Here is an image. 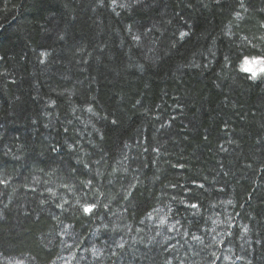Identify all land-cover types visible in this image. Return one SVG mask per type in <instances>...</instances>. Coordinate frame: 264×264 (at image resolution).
Returning <instances> with one entry per match:
<instances>
[{
	"label": "trees",
	"instance_id": "trees-1",
	"mask_svg": "<svg viewBox=\"0 0 264 264\" xmlns=\"http://www.w3.org/2000/svg\"><path fill=\"white\" fill-rule=\"evenodd\" d=\"M244 60L264 0H0V264H264Z\"/></svg>",
	"mask_w": 264,
	"mask_h": 264
},
{
	"label": "rangeland",
	"instance_id": "rangeland-1",
	"mask_svg": "<svg viewBox=\"0 0 264 264\" xmlns=\"http://www.w3.org/2000/svg\"><path fill=\"white\" fill-rule=\"evenodd\" d=\"M255 62L256 61H254V60H244L243 63L241 64V66H240V70L245 72L246 74H248L250 77L253 78L252 72L246 70L248 68H251L252 70L256 71V73H257L255 78L260 77V76L264 77V73L259 71V65H257ZM1 196L2 195L0 193V197Z\"/></svg>",
	"mask_w": 264,
	"mask_h": 264
},
{
	"label": "snow or ice",
	"instance_id": "snow-or-ice-1",
	"mask_svg": "<svg viewBox=\"0 0 264 264\" xmlns=\"http://www.w3.org/2000/svg\"><path fill=\"white\" fill-rule=\"evenodd\" d=\"M182 35H183V34H182ZM246 70L252 72V76H253V78L256 77V75H257L256 71L252 70L251 68H248V69H246ZM260 71H261V72H264V68H261ZM192 207H196V205H192ZM84 211H85L86 213H91V212L93 211V207H85V208H84Z\"/></svg>",
	"mask_w": 264,
	"mask_h": 264
},
{
	"label": "clouds",
	"instance_id": "clouds-1",
	"mask_svg": "<svg viewBox=\"0 0 264 264\" xmlns=\"http://www.w3.org/2000/svg\"><path fill=\"white\" fill-rule=\"evenodd\" d=\"M257 65H259V71L261 70V68H264V61H256L255 62ZM261 72V71H260ZM264 73V72H262Z\"/></svg>",
	"mask_w": 264,
	"mask_h": 264
},
{
	"label": "bare ground",
	"instance_id": "bare-ground-1",
	"mask_svg": "<svg viewBox=\"0 0 264 264\" xmlns=\"http://www.w3.org/2000/svg\"><path fill=\"white\" fill-rule=\"evenodd\" d=\"M142 47V46H141Z\"/></svg>",
	"mask_w": 264,
	"mask_h": 264
}]
</instances>
